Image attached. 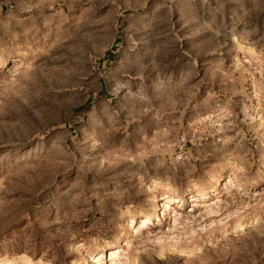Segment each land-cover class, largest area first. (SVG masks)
Here are the masks:
<instances>
[{"label": "rangeland", "instance_id": "374dc122", "mask_svg": "<svg viewBox=\"0 0 264 264\" xmlns=\"http://www.w3.org/2000/svg\"><path fill=\"white\" fill-rule=\"evenodd\" d=\"M0 264H264V0H0Z\"/></svg>", "mask_w": 264, "mask_h": 264}, {"label": "bare ground", "instance_id": "6f19581e", "mask_svg": "<svg viewBox=\"0 0 264 264\" xmlns=\"http://www.w3.org/2000/svg\"><path fill=\"white\" fill-rule=\"evenodd\" d=\"M170 197H171V196H170ZM166 198H167V197H166ZM166 198H165V199H166ZM171 198H172V197H171ZM168 199H169V198H168ZM168 199H167V200H168ZM172 199H173V198H172ZM173 200H174V199H173ZM170 201H171V200H170ZM174 201H175V200H174ZM165 203H166V201H165ZM165 203H164V204H165ZM164 204H163V205H164ZM166 205H167V204H166ZM164 206H165V205H164ZM162 207H163V206H162ZM153 213H154V212H153ZM150 218H151V217H150ZM144 219H145V220L143 221V225H142V226H146V225H148V223H149V221H148L149 218H144ZM151 220H152V219H151ZM110 251H111L110 254H109L110 257L116 256L117 253L120 252V250L118 249V247L113 248V249H111ZM98 255H100V256H98V257L96 256L97 258H96V257H94V258H89V261H92V262H95V263L98 262V261H101V257L103 256V254L100 253V254H98Z\"/></svg>", "mask_w": 264, "mask_h": 264}]
</instances>
